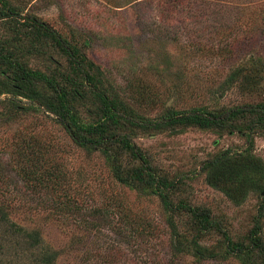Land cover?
Returning a JSON list of instances; mask_svg holds the SVG:
<instances>
[{"label": "rangeland", "instance_id": "obj_1", "mask_svg": "<svg viewBox=\"0 0 264 264\" xmlns=\"http://www.w3.org/2000/svg\"><path fill=\"white\" fill-rule=\"evenodd\" d=\"M11 1L66 38L78 33L87 40L86 57L101 66L121 97L137 100L134 107L144 116H157L163 105L176 110L208 106L217 96L237 103L235 91L221 97L220 85L251 60L264 66V0ZM138 93L155 103L147 108L136 99ZM3 112L0 105V205L10 220L0 218V264H41L45 252L54 253L55 264H229L197 263L192 257L170 261L169 232L156 198L113 182L97 154L76 148L43 113L8 121ZM31 140L47 167H59L64 176L50 187V196L41 188L42 175L31 184L19 181L20 148ZM136 141L153 148L159 162L176 166L181 161L196 177L205 158L244 145L236 135L218 138L197 129ZM24 153L27 160L37 159ZM254 154L264 160V138L255 140ZM193 189L197 199L234 211L200 180ZM256 197L243 211L254 213ZM33 229L40 243L31 246L27 232Z\"/></svg>", "mask_w": 264, "mask_h": 264}, {"label": "trees", "instance_id": "obj_2", "mask_svg": "<svg viewBox=\"0 0 264 264\" xmlns=\"http://www.w3.org/2000/svg\"><path fill=\"white\" fill-rule=\"evenodd\" d=\"M24 11L18 2L0 0V95L10 96L0 98L1 116L16 121L43 113L76 148L97 154L113 182L135 195L156 198L169 232L170 261L192 257L197 263L264 264V160L254 154L255 140L264 138V66L251 60L220 85L221 97L235 91L237 103L217 96L208 106L176 110L163 105L157 116L148 117L134 107L137 100L121 97L101 66L86 57L88 41L80 34L68 39ZM136 99L147 108L155 103L142 93ZM190 129L218 138L236 135L244 145L208 156L196 177L181 161L176 166L159 162L153 148L136 141ZM37 146L31 140L20 148L17 177L27 185L42 175L41 188L50 196V187L64 176L59 167H47ZM24 150L37 159L27 160ZM198 180L219 192L234 211L197 199L193 187ZM254 196V213L243 211ZM7 210L0 205L2 220H10ZM27 233L31 246L40 243L38 231ZM41 264H55L54 253L45 252Z\"/></svg>", "mask_w": 264, "mask_h": 264}]
</instances>
